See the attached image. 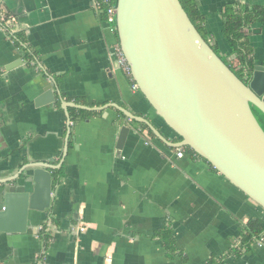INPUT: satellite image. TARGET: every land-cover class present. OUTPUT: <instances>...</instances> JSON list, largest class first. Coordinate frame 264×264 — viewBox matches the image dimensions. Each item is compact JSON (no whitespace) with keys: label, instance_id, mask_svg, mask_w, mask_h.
I'll return each instance as SVG.
<instances>
[{"label":"crops","instance_id":"obj_1","mask_svg":"<svg viewBox=\"0 0 264 264\" xmlns=\"http://www.w3.org/2000/svg\"><path fill=\"white\" fill-rule=\"evenodd\" d=\"M195 2L206 39L225 57L232 56L225 6L264 5ZM0 15L16 19L38 59L28 65L0 23V209L6 188L28 178L30 163L53 165L51 172L64 168L50 210L33 212L26 233H0V264H208L213 258L264 264V234L248 251L231 254L244 225L264 218V209L208 161L187 152L178 157V148L120 110L147 119L174 142V132L119 65L116 34L96 0H0ZM248 31L255 64H263L264 26ZM49 85L55 103L37 106ZM65 102L88 108L67 112ZM72 107L97 113L74 120ZM122 122L130 132L118 149ZM165 229L173 251L157 235Z\"/></svg>","mask_w":264,"mask_h":264},{"label":"water","instance_id":"obj_2","mask_svg":"<svg viewBox=\"0 0 264 264\" xmlns=\"http://www.w3.org/2000/svg\"><path fill=\"white\" fill-rule=\"evenodd\" d=\"M116 26L134 81L182 140L170 142L147 119L120 110L146 123L163 142L192 148L264 209V129L251 106L264 113V65L255 64L249 83L241 80L196 28L180 0H117ZM55 101L49 85L35 103L40 107ZM70 106L83 107L64 103L67 112ZM129 132L122 122L118 149ZM27 168L28 178L4 192L0 233H26L31 214L52 206L54 166L33 162Z\"/></svg>","mask_w":264,"mask_h":264},{"label":"trees","instance_id":"obj_3","mask_svg":"<svg viewBox=\"0 0 264 264\" xmlns=\"http://www.w3.org/2000/svg\"><path fill=\"white\" fill-rule=\"evenodd\" d=\"M180 1L196 28L206 39V35H204L202 17L198 14L195 0ZM115 3H117V0H115ZM223 16V33L232 50V56H222L220 54L218 45L211 44L207 39L206 40L212 45L213 49L216 51L217 54L220 55V57L225 61V63L230 67V69L245 83H249L254 72L255 61L253 58V47L250 44V35L248 30H250L251 27L256 23H260L264 26V5H247L242 3L227 5L223 9ZM0 23L5 27L7 36H9V38L14 41L15 45L21 52L22 58L25 60V62L30 66L38 64L36 52L33 48H31L30 44L28 43L26 35L22 31H18L16 29V24L11 21L8 22L6 18L2 17V15H0ZM115 34L118 40L117 32ZM126 74L133 81V83H136L131 73ZM75 101L77 103H81L80 99L76 98ZM58 105H60V103ZM253 107L256 110L258 117L260 118L259 122L264 129V113L261 112L254 105ZM70 113L72 119L76 120L79 118L87 119L91 115L96 114L97 111H89L72 107L70 109ZM119 114L121 116H124L123 112H119ZM134 123H136L139 128H141V130L147 129L150 133L154 134L146 123L139 121H134ZM174 134V142H179L182 140V138L178 134ZM182 149L189 154L199 156L190 147H182ZM63 169L64 168L61 167L51 172L54 187L61 182V179L63 178ZM42 230L43 231L41 232V235L46 238L47 234L44 228ZM263 234L264 218L250 219L247 224L244 225L239 242L234 246L231 251V254L239 256L244 252L248 251L251 248L252 243ZM157 235L163 238V240L169 247V251H173L172 247L175 246V242L171 231L165 229L158 232ZM208 264H224V260L223 258H213L208 262Z\"/></svg>","mask_w":264,"mask_h":264},{"label":"built area","instance_id":"obj_4","mask_svg":"<svg viewBox=\"0 0 264 264\" xmlns=\"http://www.w3.org/2000/svg\"><path fill=\"white\" fill-rule=\"evenodd\" d=\"M96 7L104 12L106 14V22L110 29L116 33L117 32V26H116V10H117V3H115V0H96ZM4 18L7 19L8 22H16L15 18H11L10 16L4 15ZM113 52L117 57L118 63L121 66V68L126 73H131L130 67L128 65V62L125 58V55L119 45V42H116L113 46ZM138 86L137 84H135ZM177 155L178 157H183L185 155V151L182 148L177 149ZM259 241L263 240V235L258 238Z\"/></svg>","mask_w":264,"mask_h":264},{"label":"flooded vegetation","instance_id":"obj_5","mask_svg":"<svg viewBox=\"0 0 264 264\" xmlns=\"http://www.w3.org/2000/svg\"><path fill=\"white\" fill-rule=\"evenodd\" d=\"M251 106H252L253 112L255 113L257 119H259V121H260V118L258 117V114H257L256 110L254 109L253 105H251Z\"/></svg>","mask_w":264,"mask_h":264},{"label":"rangeland","instance_id":"obj_6","mask_svg":"<svg viewBox=\"0 0 264 264\" xmlns=\"http://www.w3.org/2000/svg\"><path fill=\"white\" fill-rule=\"evenodd\" d=\"M223 56V55H222ZM231 59V58H230Z\"/></svg>","mask_w":264,"mask_h":264}]
</instances>
